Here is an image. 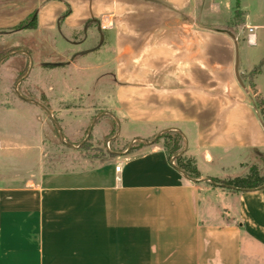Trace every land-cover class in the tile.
I'll use <instances>...</instances> for the list:
<instances>
[{"label":"crops","instance_id":"crops-1","mask_svg":"<svg viewBox=\"0 0 264 264\" xmlns=\"http://www.w3.org/2000/svg\"><path fill=\"white\" fill-rule=\"evenodd\" d=\"M235 7L217 25L204 0H0V30L35 14L37 27L23 32L69 35L89 21L107 32L121 121L152 129L144 150L97 164L96 180L0 187V264H241L243 238L264 248V189L214 185L201 170L209 180L194 181L153 142L180 131L198 169L246 174L264 156V125L225 33L248 74L264 58V0H241L238 27ZM254 84L264 97V67Z\"/></svg>","mask_w":264,"mask_h":264},{"label":"rangeland","instance_id":"rangeland-1","mask_svg":"<svg viewBox=\"0 0 264 264\" xmlns=\"http://www.w3.org/2000/svg\"><path fill=\"white\" fill-rule=\"evenodd\" d=\"M204 1L207 21L222 25L231 18L235 0ZM88 29L0 30V187L42 178L46 184L96 180L97 164L146 148L152 129L121 121L110 35L95 23ZM258 165L264 172V156ZM199 170L220 178L245 174L242 165L223 171L200 162ZM241 264H264V248L243 238Z\"/></svg>","mask_w":264,"mask_h":264},{"label":"trees","instance_id":"trees-1","mask_svg":"<svg viewBox=\"0 0 264 264\" xmlns=\"http://www.w3.org/2000/svg\"><path fill=\"white\" fill-rule=\"evenodd\" d=\"M240 2L241 0H236L234 17L232 19V25L236 27L240 26L244 22V13L240 8ZM91 23L93 22L89 21L87 26L91 25ZM36 27L37 16L33 14L13 29H35ZM103 32L107 33L105 31ZM263 67L264 58L252 71L248 74L241 75V77L246 87L250 90V99L264 125V97L257 95L254 84L255 77L262 72ZM160 141L162 142V147L168 160L172 161L176 169L191 179H200L202 177L196 160L187 156L185 153L182 155L180 154L184 149L182 146L185 142V137L180 131L176 129L166 130L154 139L153 142L158 143ZM210 183L235 191H253L264 189V172L258 164H252L249 167L248 172L242 176L225 179L212 177Z\"/></svg>","mask_w":264,"mask_h":264},{"label":"water","instance_id":"water-1","mask_svg":"<svg viewBox=\"0 0 264 264\" xmlns=\"http://www.w3.org/2000/svg\"><path fill=\"white\" fill-rule=\"evenodd\" d=\"M225 33L226 34H228L233 40H234V42H235V51H236V61H235V73H236V78H237V80H238V82L240 83V85L242 86V87H245V84H244V82H243V80H242V77H241V74H240V71H239V47H238V42H237V38H236V36L232 33V32H230V31H225ZM90 132H91V130L89 131V134L88 135H90ZM157 138V137H156ZM148 143V142H147ZM186 150H187V147H185L184 149H183V151L180 153L181 155L183 154V153H185L186 152ZM194 181H208L209 179L208 178H200V179H193ZM211 181V180H210Z\"/></svg>","mask_w":264,"mask_h":264},{"label":"built area","instance_id":"built-area-1","mask_svg":"<svg viewBox=\"0 0 264 264\" xmlns=\"http://www.w3.org/2000/svg\"><path fill=\"white\" fill-rule=\"evenodd\" d=\"M252 32H253V29L251 28L250 33H252ZM249 41L253 42V40L251 38L249 39ZM115 170H116V172H119L121 170V167L118 165V166H116Z\"/></svg>","mask_w":264,"mask_h":264}]
</instances>
